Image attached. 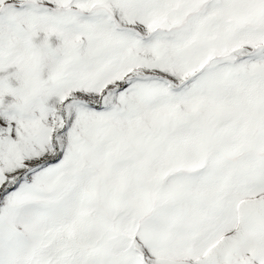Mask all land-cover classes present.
Instances as JSON below:
<instances>
[{
    "label": "snow or ice",
    "instance_id": "6c2138e0",
    "mask_svg": "<svg viewBox=\"0 0 264 264\" xmlns=\"http://www.w3.org/2000/svg\"><path fill=\"white\" fill-rule=\"evenodd\" d=\"M0 264H264V0H0Z\"/></svg>",
    "mask_w": 264,
    "mask_h": 264
}]
</instances>
